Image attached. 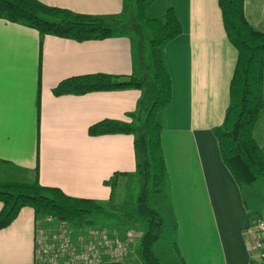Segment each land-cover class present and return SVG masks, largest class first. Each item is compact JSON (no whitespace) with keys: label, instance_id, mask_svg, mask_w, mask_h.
I'll list each match as a JSON object with an SVG mask.
<instances>
[{"label":"crops","instance_id":"0c3cea01","mask_svg":"<svg viewBox=\"0 0 264 264\" xmlns=\"http://www.w3.org/2000/svg\"><path fill=\"white\" fill-rule=\"evenodd\" d=\"M37 1L88 16L115 17L123 10V0ZM161 1L155 17L172 8L181 33L162 51L171 100L159 116L166 179L157 204L164 218L157 213L173 228L184 264H250L256 258L248 234L254 213L211 132L230 104L237 53L217 0ZM242 9L251 27L264 32V0H244ZM129 37L75 42L47 36L39 45L36 31L0 20V181L32 182L37 170L39 185L99 203L110 198L104 182L113 174L121 181L134 173V136L93 137L88 128L104 120L130 123L141 91L57 96L52 90L72 77L137 74ZM26 209L0 230V264H11L21 248L30 250L35 216L32 222Z\"/></svg>","mask_w":264,"mask_h":264},{"label":"trees","instance_id":"16d2710c","mask_svg":"<svg viewBox=\"0 0 264 264\" xmlns=\"http://www.w3.org/2000/svg\"><path fill=\"white\" fill-rule=\"evenodd\" d=\"M128 1H122L123 10L119 16L101 17L77 14L37 0H0V20L36 31L39 45L47 36L75 42L130 36L138 59L137 74L72 77L52 90L57 96L133 89L141 91L136 112L129 114L130 123L104 120L90 126L88 135L134 136V173L144 179L151 176V191L143 189L134 204L135 217L144 224L142 237L137 243L139 257L143 264H160L153 247L161 237L163 221L149 205V197L151 193L157 195L161 192L166 179L159 116L170 103L171 81L166 73L162 51L181 33V27L170 7L162 17L149 19L148 12L154 0H131L134 6L127 17ZM217 3L224 34L236 51L237 60L229 82L230 104L223 124L211 132L225 168L242 191L244 187L264 180V148L254 136L261 110L264 109L261 94L264 85V32L259 33L246 21L242 9L244 0H217ZM145 52L146 59L143 57ZM142 136L146 149L142 147ZM34 175L32 182L0 181V230L10 225L22 208H30L35 217L51 216L76 229L93 225L88 221L89 216L104 213V206L100 203L71 198L60 189L43 187L37 181V170ZM120 177L121 174L115 173L104 182L110 188L109 202L113 200ZM173 249L180 263L184 264L174 244Z\"/></svg>","mask_w":264,"mask_h":264},{"label":"rangeland","instance_id":"374dc122","mask_svg":"<svg viewBox=\"0 0 264 264\" xmlns=\"http://www.w3.org/2000/svg\"><path fill=\"white\" fill-rule=\"evenodd\" d=\"M154 4L152 5L150 11L148 12V17L149 19L153 18H158L156 16L157 8H159L161 0H154ZM134 3L131 2V0L128 1V6H127V13H125L127 17H129V13L133 10ZM164 13V12H163ZM147 48V46H145ZM144 59L147 58V53L145 52L143 54ZM151 73V71H150ZM149 73V75H151ZM148 76V75H147ZM151 77V76H150ZM150 79V78H147ZM264 81V80H262ZM262 100H264V85H262ZM264 106V105H262ZM254 136L257 140V142L261 145L262 148H264V109L261 110V114L259 117V120L257 122L256 129H254ZM141 143L142 147L146 149L145 147V141L143 139V136L141 137ZM146 158V155H145ZM144 158V159H145ZM23 180V179H21ZM151 176L148 175L145 179L140 177L138 174L133 173L129 177L119 181L117 184V189L115 190L113 200L112 202H99L101 206H104V213L101 214H94L89 216L88 221L91 222L93 225L87 226V228L92 227L95 229H100V228H105L107 230H117V232H123L126 229L132 228L135 232L142 234L144 231V224L137 220L138 218L135 217V201L137 198V195L140 194V192L144 189H147L151 191ZM244 193V199H245V204H247V207H249L250 211L254 213L253 219H264V180L258 181L250 185L249 187H244L243 188ZM161 200L160 195H152L150 194L149 197V205L151 208H153L156 212H158L162 218H164V213L163 207H158L159 205L157 204V201ZM26 214H29L32 218L33 222V217L35 216L32 213L31 209H26L24 211ZM49 218L54 226H57V224L61 223L60 221H56V219L52 218L51 216H38L35 217L36 222H41L42 220H46ZM164 225H163V230L161 231V237L157 243H155L153 250L155 253V256L157 257L158 261L160 264H181L177 255H175L174 249H173V242H174V231L173 228H171V225L168 223V221L165 219L164 220ZM24 222V221H21ZM25 226V225H24ZM22 225V228L24 227ZM68 227L74 236H79L81 233H84V231L88 230L87 228H81V229H76L73 226L66 225ZM84 227V226H83ZM34 230H35V225L33 226L32 230V238H31V246L34 248ZM22 235L24 236L25 230H20ZM140 237V239H141ZM139 239V240H140ZM136 242L133 244V246L130 248V255L128 258L125 259V262L127 264H143V262L140 260L139 257V249L138 245ZM27 252L26 250L19 249L20 251L16 253L10 263L11 264H20L23 261H29L31 264H34V256L32 260V255H34V249H33V254L32 250ZM27 252V253H26ZM33 262H32V261Z\"/></svg>","mask_w":264,"mask_h":264},{"label":"built area","instance_id":"2783aa9c","mask_svg":"<svg viewBox=\"0 0 264 264\" xmlns=\"http://www.w3.org/2000/svg\"><path fill=\"white\" fill-rule=\"evenodd\" d=\"M34 225V264H127L130 248L141 237L132 228L122 233L93 228L74 236L66 225L54 226L49 218ZM248 234L249 250L256 256L250 264H264V219H253Z\"/></svg>","mask_w":264,"mask_h":264}]
</instances>
